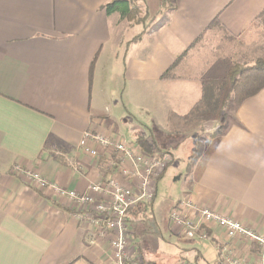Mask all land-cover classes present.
<instances>
[{
  "label": "crops",
  "instance_id": "obj_1",
  "mask_svg": "<svg viewBox=\"0 0 264 264\" xmlns=\"http://www.w3.org/2000/svg\"><path fill=\"white\" fill-rule=\"evenodd\" d=\"M109 1L0 0V264H115L109 240H90L67 197L13 167L86 193L105 170L83 153V134L123 137L131 113H145L149 140L156 115L209 117L185 200L264 235V88L234 104L228 76L264 38V0H136L141 23L106 14ZM208 227L214 264L223 247L252 260L255 244ZM169 230L184 236L172 221ZM127 236L132 256L151 262ZM205 256L197 249L186 264H210Z\"/></svg>",
  "mask_w": 264,
  "mask_h": 264
},
{
  "label": "built area",
  "instance_id": "obj_2",
  "mask_svg": "<svg viewBox=\"0 0 264 264\" xmlns=\"http://www.w3.org/2000/svg\"><path fill=\"white\" fill-rule=\"evenodd\" d=\"M82 150L105 170L103 178L88 184L86 193L57 188L38 172L24 171L18 165L13 169L16 173L24 172L38 187H55L60 195L67 197L74 205L75 218L92 225L90 240H109L110 257L115 264H141L129 251L131 241L127 236L126 218L138 203L152 200L156 192L155 177L167 166L170 156L166 152L145 153L135 142L121 136L108 137L94 130L83 134ZM169 218L181 227L183 235L192 239H207L208 225L215 224L226 238L241 237L256 245L252 260L247 261L223 247L221 264H264V235L231 217L180 200L170 211Z\"/></svg>",
  "mask_w": 264,
  "mask_h": 264
},
{
  "label": "rangeland",
  "instance_id": "obj_3",
  "mask_svg": "<svg viewBox=\"0 0 264 264\" xmlns=\"http://www.w3.org/2000/svg\"><path fill=\"white\" fill-rule=\"evenodd\" d=\"M117 13L118 12H114ZM264 26V25H263ZM244 53L232 66L249 67L257 61L264 63V38L256 45L246 47ZM232 100L235 103L234 95ZM232 102V101H231ZM233 105V104H232ZM230 107H234L230 106ZM130 117L121 120L120 135L128 142H136L145 124V113H131ZM168 113L165 118L156 115V120L150 119L147 132L150 141L154 143L155 152H170L172 158L165 167V172L157 183V193L153 203L147 206L146 211L137 214L136 221H130L128 225L129 235L138 242L137 254L139 257L152 264H186L193 261L194 252L199 249L206 256L210 264H214V249L207 239H192L186 235L180 237L169 230L171 220L170 211L180 200H185L191 189L189 182L193 157L199 148L197 157L202 147H199L204 134L202 125L209 126V117L200 118L192 115L187 119H179ZM148 124V123H147ZM217 133V132H216ZM198 135V136H196ZM143 136V135H142ZM196 136L194 139L193 137ZM145 137V136H144ZM201 141V142H200ZM196 157V158H197ZM207 228V235L208 234ZM207 237V238H208ZM204 263V262H202Z\"/></svg>",
  "mask_w": 264,
  "mask_h": 264
},
{
  "label": "trees",
  "instance_id": "obj_4",
  "mask_svg": "<svg viewBox=\"0 0 264 264\" xmlns=\"http://www.w3.org/2000/svg\"><path fill=\"white\" fill-rule=\"evenodd\" d=\"M135 1L136 0H112L104 4L102 9L108 15L118 12L121 17H127L135 23H141L145 20L146 16H140V10L135 5ZM259 20L264 25V12L259 16ZM167 73L168 71L163 74V78L168 77ZM228 76L235 103L240 104L245 99L253 96L264 88V63L257 61L253 66L249 67L232 66L228 71ZM135 143L138 144L145 153H155L154 143L148 138L139 137L136 139ZM198 152L199 148L193 157L194 160L196 159ZM149 204L150 203L148 202L138 203L130 212L135 211L134 213L138 214L142 211H146L144 208ZM130 221L131 220H129L127 216L126 223L128 224ZM140 263L151 264V262Z\"/></svg>",
  "mask_w": 264,
  "mask_h": 264
}]
</instances>
